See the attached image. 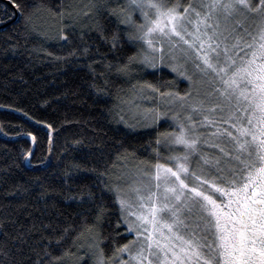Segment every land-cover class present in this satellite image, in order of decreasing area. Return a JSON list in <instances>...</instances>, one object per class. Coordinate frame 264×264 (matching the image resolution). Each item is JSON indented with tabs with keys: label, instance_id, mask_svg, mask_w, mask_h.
<instances>
[{
	"label": "snow or ice",
	"instance_id": "obj_1",
	"mask_svg": "<svg viewBox=\"0 0 264 264\" xmlns=\"http://www.w3.org/2000/svg\"><path fill=\"white\" fill-rule=\"evenodd\" d=\"M43 11L62 25L57 36L46 31ZM17 14L23 35L5 41L12 49L37 37L72 46L68 33L79 19L67 0L55 7L7 0L0 24ZM83 18L93 24L81 29V41L95 31L107 53L93 56L87 43L63 57L39 51L91 61L89 87L115 89L129 118L155 139L142 148L98 147L93 167L45 168L15 185L7 196L21 202L0 221V264H65L85 234L79 264H264V0H94ZM15 111L42 127L56 154L58 126ZM23 134L44 143L39 130ZM29 158L31 148L24 153L30 165ZM65 189L79 192L64 197L79 209L71 223L55 211Z\"/></svg>",
	"mask_w": 264,
	"mask_h": 264
},
{
	"label": "trees",
	"instance_id": "obj_2",
	"mask_svg": "<svg viewBox=\"0 0 264 264\" xmlns=\"http://www.w3.org/2000/svg\"><path fill=\"white\" fill-rule=\"evenodd\" d=\"M45 2L55 7L58 0H45ZM93 2L94 0H67V3L72 5L73 14L79 19V23H76V31L68 33L69 39L73 42L71 47L63 46L62 41H44L43 38L37 37L27 41L21 39L20 45L12 49L5 41L9 38L15 39L20 33L21 18L17 14L15 19L6 25L0 24V130L10 136L27 131L36 134L39 130L40 139L44 141L43 145L35 144V158H31L32 166L26 167L24 153L30 148L29 141L25 138L15 140L0 138V221L7 223L10 209L21 202L8 197L7 193L15 191V185H22L30 178L34 179L41 175L45 168L48 172H56L64 165L73 162L90 168L94 166V158L97 155L95 150L98 147H105L106 152L115 151L114 146L119 143H123L125 147L132 145L142 148L155 139L156 133L137 124L125 113L126 123L119 122L120 107L124 105L120 104L115 89L108 94L107 90L98 93L95 88L89 87L93 81L87 64L91 61L83 58L57 61L46 55V52H51L55 56H66L72 48L78 47L81 43L92 46L93 56H96L97 49L100 55L108 52V45L101 41L95 31H88L83 41L80 39L81 29L88 30V26L93 24L92 20L83 18V13L91 8ZM6 3L7 0H0V16L3 15ZM112 7H115V4ZM42 17L48 34L57 36V30L62 27L59 21H54L47 11L42 12ZM36 23L39 24L40 20L38 19ZM41 46L46 52L39 51ZM30 49L37 51L30 52ZM100 70L97 69L98 72ZM162 75L166 80L172 79L167 71ZM143 79L153 80L154 77L149 75L144 76ZM183 85L180 84L181 89ZM123 87L128 89L127 84ZM120 96L128 99L123 93H120ZM15 108L23 109L36 118L53 122L58 126L56 154L48 152L43 129L36 128L17 115L2 110L15 111ZM165 130V128L160 129V131ZM65 149L66 155L61 164L59 157ZM49 165H60V168ZM81 175L86 173L82 172ZM69 184L72 188L83 186L73 181H69ZM77 195H79L78 191L65 189L55 209L66 223H71L75 219L79 209L73 201L64 197ZM4 230L13 232L11 224H8ZM104 234L110 235L107 231ZM126 242V240L120 241V243ZM87 244L88 237L85 234L79 238L76 248L81 245L86 248ZM76 248L72 249L74 254L65 257V264H79L80 259L86 258L83 249L77 251ZM105 251L110 255L112 249L109 247ZM89 264H92L91 260Z\"/></svg>",
	"mask_w": 264,
	"mask_h": 264
},
{
	"label": "water",
	"instance_id": "obj_3",
	"mask_svg": "<svg viewBox=\"0 0 264 264\" xmlns=\"http://www.w3.org/2000/svg\"><path fill=\"white\" fill-rule=\"evenodd\" d=\"M3 111H6L8 113H12V114H15L17 115L18 117L22 118L23 120H25L26 122H28L29 124H31L32 126L36 127V128H39V129H42V127L40 125H36L32 120H29L27 119L23 114L19 113V112H16V111H13V110H5V109H2ZM0 138H4V139H7V140H15V139H19V138H25L29 141L30 143V148L35 151V144H32L31 141H30V138L24 134H18V135H13V136H10V135H5L1 130H0ZM31 159V158H29ZM24 164L26 167H31L32 165L28 163V160L24 159Z\"/></svg>",
	"mask_w": 264,
	"mask_h": 264
},
{
	"label": "rangeland",
	"instance_id": "obj_4",
	"mask_svg": "<svg viewBox=\"0 0 264 264\" xmlns=\"http://www.w3.org/2000/svg\"><path fill=\"white\" fill-rule=\"evenodd\" d=\"M186 87V84H184L183 85V88H185ZM125 107V106H124ZM125 114H127L128 115V113H127V108L125 107V112H124ZM129 116V115H128ZM165 129L166 130H168V131H170L171 129H167L166 127H165Z\"/></svg>",
	"mask_w": 264,
	"mask_h": 264
}]
</instances>
